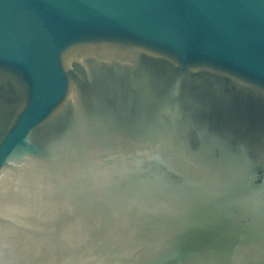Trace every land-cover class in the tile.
<instances>
[{
  "label": "water",
  "instance_id": "obj_1",
  "mask_svg": "<svg viewBox=\"0 0 264 264\" xmlns=\"http://www.w3.org/2000/svg\"><path fill=\"white\" fill-rule=\"evenodd\" d=\"M0 264H264V0H0Z\"/></svg>",
  "mask_w": 264,
  "mask_h": 264
}]
</instances>
